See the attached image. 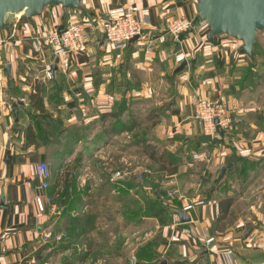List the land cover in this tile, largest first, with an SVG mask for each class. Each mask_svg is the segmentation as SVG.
Segmentation results:
<instances>
[{"label":"crops","instance_id":"obj_1","mask_svg":"<svg viewBox=\"0 0 264 264\" xmlns=\"http://www.w3.org/2000/svg\"><path fill=\"white\" fill-rule=\"evenodd\" d=\"M123 4H136L147 8L148 13L142 34L118 50L106 44L99 24L109 9ZM196 14V0H80L77 8L49 5L38 15L16 18L0 29V264L93 263V251L100 246L88 231L81 234L76 219L79 211L81 217L88 213V206H81V210L79 203L68 220L63 219L65 202L57 203L54 196L61 188L68 154H57L52 168L46 149L56 143L51 137L40 138L39 132L47 122L32 105L29 94L39 83L43 87L39 96L51 119L63 130L75 125L81 134L92 133L94 126L86 122L88 116L97 113L86 112L84 102L97 96L78 95L79 85L100 82L96 78L107 76V72L108 95H119L114 92L117 88L122 89V95H149L150 85L174 74L169 79L173 83L169 114L175 131L188 139L201 133L190 101L195 92L229 99L242 116L237 136L231 141L219 140L218 151L212 148L217 151L220 172L206 191L171 197L168 220L160 223L147 218L152 229L136 240L131 262L129 256L121 254L114 264H264V84L258 81L260 73L256 70L260 59L248 66L244 56L249 55L242 42L225 34L207 41L206 33L196 26L177 38L167 32L171 17H188L197 25ZM70 18L87 20L84 27L88 40L82 50L54 53L45 45L34 48L33 37H44ZM180 52L186 61L176 72L175 56ZM48 69L51 78L45 75ZM72 89L75 95H69ZM45 91L55 95H45ZM28 126L35 133L31 141L26 134ZM244 147L250 149L249 154L239 153ZM231 155L237 158L230 161ZM40 160H46L50 167L47 193L51 202L43 211L35 205L33 187L34 166ZM226 195H232L233 202L224 214L219 200ZM197 199L203 203L184 209ZM178 211L186 212L189 220L180 221ZM48 227L55 232L71 228L74 233L48 250L40 241L41 232ZM210 236L213 240L207 242ZM97 258L108 260V251Z\"/></svg>","mask_w":264,"mask_h":264},{"label":"rangeland","instance_id":"obj_2","mask_svg":"<svg viewBox=\"0 0 264 264\" xmlns=\"http://www.w3.org/2000/svg\"><path fill=\"white\" fill-rule=\"evenodd\" d=\"M226 36L228 35L225 34ZM186 57L188 60L191 59L187 55ZM244 58L248 59V66L249 63L255 65V60L260 59V64L256 67L260 73L257 79L260 84H264V30L257 31L252 55ZM185 59L184 55L181 60L175 61L179 65ZM48 72L49 75L47 76L46 72L45 75L51 78L52 72L49 69ZM173 75L170 74V77ZM170 77L167 79L164 77L161 81L156 80L155 86L150 85L149 89L152 92L150 91L149 95H122L121 88L114 91L119 95H108V72L107 76L96 78L98 81L101 80L100 82L91 81L85 87L79 85L81 88L78 95L97 96V99L84 102L85 111L97 115L88 116L89 121L86 122L94 126V132L82 133L79 145L76 142L69 144L68 155L66 154L67 165L71 164L78 154L83 153V159L75 173L74 185L67 196L62 216L64 220H68L71 205L78 207L81 203L80 209L81 206H88V213L81 217L79 211L76 219L80 222L81 234L88 231L91 236H95L98 248L100 246L93 251L94 260L93 263L90 262L91 264H114L115 257L121 254L129 256L130 263L131 251L135 248L136 240L140 239L145 231L152 229L151 220L147 218L161 222L160 220L166 216L167 212L160 209L164 204L173 201L169 191L175 189L174 197L181 196L180 194L192 195L195 191H206L213 182L212 179L220 172V167L216 166L218 164L216 145L219 140L227 138L231 141L238 134L223 133L224 137L221 139L211 137L212 141L204 143L196 142L195 136L188 139L175 131V124L169 114V93L173 91V83L169 82ZM45 95L55 93L45 91ZM69 95H75L73 89ZM104 112L110 113L105 121L101 117V113ZM240 117L242 119L241 115ZM104 122L108 124L112 122L115 127V130L106 136L101 134ZM54 124H48L45 129L51 128L54 143H64V138L61 137L67 131L63 130L60 124H55L58 126L53 128ZM66 128L69 129V126ZM146 145L157 148L154 157L149 156L145 150ZM214 146L217 151H212ZM164 150L177 162L173 172L169 170L173 167L172 164L166 161L162 164V160H159ZM46 151L48 158L53 161L52 168L55 169L53 159L57 153L55 149ZM193 152L200 156L203 154L204 156H201L203 159L193 158ZM233 157L235 155H231L229 159ZM73 199L75 204L72 203ZM142 220L146 221L142 223ZM66 232L67 236L73 235L74 229L69 228ZM126 243L128 244L124 245ZM149 246L152 248L151 243ZM104 251H108V260L97 258ZM147 251L146 248L144 254Z\"/></svg>","mask_w":264,"mask_h":264},{"label":"built area","instance_id":"obj_3","mask_svg":"<svg viewBox=\"0 0 264 264\" xmlns=\"http://www.w3.org/2000/svg\"><path fill=\"white\" fill-rule=\"evenodd\" d=\"M148 9L139 7L136 4H123L113 7L107 11V16L100 21V29L103 39L107 45L113 49L122 50L135 37L142 34L146 21ZM87 20L68 19L62 28L50 30L44 37L35 36L32 43L35 49H41L43 45L48 46L54 53H72L82 50L88 40V34L84 24ZM196 26L197 30L206 33L208 27L204 20H200L196 25L194 20L184 17H171L166 25L167 32L173 37H179L182 33L192 30ZM148 50V49H147ZM180 52L175 56L177 61L184 57ZM46 75H49L48 70ZM193 107V118L200 125L201 133L210 135L212 138L221 139L223 133H238L242 129V119L235 112L231 101L227 98L212 97L193 93L190 96ZM248 147L241 148L239 153L249 154ZM193 158H200V154L193 152ZM34 202L39 211H43L45 204L51 202V196L47 193L50 185V168L46 161L40 160L34 166ZM170 196H174L175 189L169 191ZM201 199L192 201L184 206L190 208L194 204H202ZM67 236L65 231L55 232L50 227L45 228L40 235V241L52 249L54 243L62 241ZM213 237H208L207 242Z\"/></svg>","mask_w":264,"mask_h":264},{"label":"water","instance_id":"obj_4","mask_svg":"<svg viewBox=\"0 0 264 264\" xmlns=\"http://www.w3.org/2000/svg\"><path fill=\"white\" fill-rule=\"evenodd\" d=\"M80 0H0V29L11 25L16 18H29L41 13L49 5L61 4L64 8H77ZM196 19L207 23L206 38L226 34L242 42V48L249 56L258 30H264V0H196ZM63 24L59 26V29ZM182 61L176 70L183 67ZM16 112V109L13 110ZM211 139L210 135L200 133L195 137ZM180 221L189 220L184 211H178ZM132 259V257H131Z\"/></svg>","mask_w":264,"mask_h":264},{"label":"trees","instance_id":"obj_5","mask_svg":"<svg viewBox=\"0 0 264 264\" xmlns=\"http://www.w3.org/2000/svg\"><path fill=\"white\" fill-rule=\"evenodd\" d=\"M38 84L39 83H37L36 88L34 89V91L30 92V94H29L30 95V101H31L32 105H34L40 112H42V115H40V117H42L47 122L46 125L52 124V123L53 124L54 123L55 124H60L58 122H55L54 119H51L50 116L47 114V111H45V108H44V105H43V100H42L41 96H39L40 92L43 89V87L42 86L39 87ZM107 115H110V113H108V112L101 113V117H102V119L104 121H105V118H106ZM55 124L53 125V128H55V126H58V125H55ZM102 124H103L102 130H101L102 136H106L107 134H110V133H112L115 130L114 124L112 122H110L109 124L108 123H102ZM66 127L67 126L64 127V130H66L67 133L64 132L65 134L62 135V137H61V138H64V143H56L55 147L54 146L47 147L48 150L50 149V150L54 151V149H55V151L58 154V156H62V155L67 154L68 148H69V144H73V143L77 142L82 137V134H79L80 133L79 130H78L79 127H76L75 125L74 126H69V129H67ZM48 133H50V134H48ZM26 134H27L28 140H30V141L33 140L34 137H35V133H33L30 130L29 126H28V128H26ZM48 135H51V136H48ZM39 136H40L41 139H48L50 137H51V139L54 138L52 130H51L50 127L48 129L41 128V131L39 132ZM195 141L196 142H203V141H207V140L206 139H204V140L203 139H199V140H195ZM210 141H212V139L208 140L207 142H210ZM145 150L148 151V154H149L150 157H154L155 154L157 153V151H156L157 148H155V146L146 145V149ZM82 154H78L74 158V161L71 164L65 166V168H64V170L62 172L61 188L56 191L57 196H54V200L57 203L62 204L64 202H67V196H68L70 190H72L73 185H74L73 184V182H74L73 180H74V178L76 176L75 173H76V171L78 170V168L80 167V165L82 163V159H83L82 158L83 157ZM236 158L237 157H233V159H230V161H233ZM159 160H162L161 161L162 164H164L165 161L168 164H172L173 167L169 168V170H170V172L175 171L176 166H177V162L174 160L173 157H170L167 154V151L164 150L160 154ZM173 161H174V163H173ZM219 176H221V175H219ZM55 185H57V180H56V182L54 181V186ZM77 199H78V197H77ZM78 201H79V199H78ZM232 202H233V196L232 195H230V196L226 195L224 198H221L219 200L220 207L222 206V213L225 214L227 212L228 207L230 206V204H232ZM72 203L75 204L74 203V199L72 200ZM74 208H75V206L71 205V208L69 210L74 209ZM160 210H163V211L167 212L166 216L163 219L160 218L161 219L160 223H163V222L168 220L167 204H164L162 209H160Z\"/></svg>","mask_w":264,"mask_h":264}]
</instances>
